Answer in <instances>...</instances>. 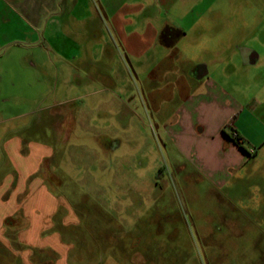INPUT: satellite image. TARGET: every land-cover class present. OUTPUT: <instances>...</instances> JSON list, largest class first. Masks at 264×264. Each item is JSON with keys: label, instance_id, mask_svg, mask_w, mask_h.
I'll list each match as a JSON object with an SVG mask.
<instances>
[{"label": "rangeland", "instance_id": "rangeland-1", "mask_svg": "<svg viewBox=\"0 0 264 264\" xmlns=\"http://www.w3.org/2000/svg\"><path fill=\"white\" fill-rule=\"evenodd\" d=\"M84 2H125L142 25L182 34L127 56L101 13L68 20L86 47L100 30L94 50L34 57L15 45L0 56V190L6 200L13 179L15 217L3 224H15V264H264V0ZM241 49L258 62L244 63ZM158 62L166 79L146 82ZM198 64L243 104L238 127L249 112L240 148L258 151L215 180L174 149L177 106L147 97L173 67ZM51 236L61 249L40 244Z\"/></svg>", "mask_w": 264, "mask_h": 264}, {"label": "crops", "instance_id": "crops-1", "mask_svg": "<svg viewBox=\"0 0 264 264\" xmlns=\"http://www.w3.org/2000/svg\"><path fill=\"white\" fill-rule=\"evenodd\" d=\"M104 3H86L84 0H0V56L15 55V45L34 57L54 51L57 56L66 58L85 48L94 50L97 46L94 42L102 36L100 30L90 36L92 45L86 47L84 43H78L81 37L71 30L68 20L92 21L94 17L101 20L102 15L108 20L104 24L108 36L122 42L127 56L141 57L151 49L152 44L159 42L160 30L157 31L148 22L142 25L128 17L132 10L125 2L117 6ZM252 59L251 62H244L243 59V62L255 65L259 57L254 53ZM173 68L172 78L167 84L159 90L148 91L147 97L151 103L166 101L177 106L173 113L174 123L168 127L176 152L188 157L195 169L212 180L222 177L227 170L243 165L248 157H256L258 151L253 150L245 155L231 135V132H235L243 141L244 134L246 136L244 124L250 117L249 112H245L244 122L238 127L239 115L235 114L238 111L239 114L243 113L245 109L243 104L233 99L232 92L223 84L213 81L204 64L198 74L194 71L195 67L185 68L180 73L179 68ZM163 72L165 69L158 62L147 73L146 82H162L166 79ZM263 145L264 141L259 148ZM159 170L161 173L158 171L156 178L163 175L164 169ZM35 186L38 191L36 197L44 198L45 189L37 183ZM7 188L11 190L6 200H3L4 194L0 190V264H15V224H12L13 221H10L11 225L3 224L5 217H15V207L8 205L10 201L14 203L15 198L13 179ZM34 231L29 229L25 232L26 243ZM51 239L52 236L45 237L40 244L43 247L52 248L51 245H55L54 248H62L61 242L56 241L53 245ZM26 257H29L28 254Z\"/></svg>", "mask_w": 264, "mask_h": 264}, {"label": "flooded vegetation", "instance_id": "flooded-vegetation-1", "mask_svg": "<svg viewBox=\"0 0 264 264\" xmlns=\"http://www.w3.org/2000/svg\"><path fill=\"white\" fill-rule=\"evenodd\" d=\"M180 31L179 30H176L170 26H164L160 32H159V35H158V39H159V42L167 47V48H170V47H173L175 42L177 41V39L179 38V35H180ZM182 34V33H181ZM241 56L242 58L244 59V62L246 61H253L252 59V56L254 55V52L249 50V49H241ZM203 67V64H198L195 66L194 68V71L198 74V73H201V69ZM234 138V137H233Z\"/></svg>", "mask_w": 264, "mask_h": 264}, {"label": "trees", "instance_id": "trees-1", "mask_svg": "<svg viewBox=\"0 0 264 264\" xmlns=\"http://www.w3.org/2000/svg\"><path fill=\"white\" fill-rule=\"evenodd\" d=\"M233 139H234L235 143H236L239 147H242V146H241V143H242L241 138H239L238 136H236V137H234ZM159 171H160L159 173H161V170H159Z\"/></svg>", "mask_w": 264, "mask_h": 264}, {"label": "built area", "instance_id": "built-area-1", "mask_svg": "<svg viewBox=\"0 0 264 264\" xmlns=\"http://www.w3.org/2000/svg\"><path fill=\"white\" fill-rule=\"evenodd\" d=\"M236 136H237V134L234 132V133H233V137H236Z\"/></svg>", "mask_w": 264, "mask_h": 264}, {"label": "water", "instance_id": "water-1", "mask_svg": "<svg viewBox=\"0 0 264 264\" xmlns=\"http://www.w3.org/2000/svg\"><path fill=\"white\" fill-rule=\"evenodd\" d=\"M203 75H205V74H203Z\"/></svg>", "mask_w": 264, "mask_h": 264}]
</instances>
